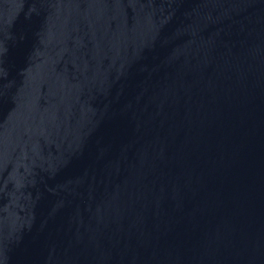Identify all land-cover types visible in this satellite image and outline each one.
I'll use <instances>...</instances> for the list:
<instances>
[{
    "label": "water",
    "instance_id": "95a60500",
    "mask_svg": "<svg viewBox=\"0 0 264 264\" xmlns=\"http://www.w3.org/2000/svg\"><path fill=\"white\" fill-rule=\"evenodd\" d=\"M0 264H264V0H0Z\"/></svg>",
    "mask_w": 264,
    "mask_h": 264
}]
</instances>
